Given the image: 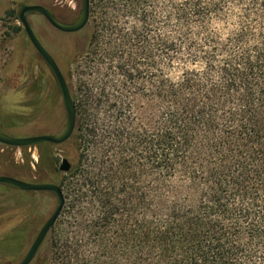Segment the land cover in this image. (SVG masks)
I'll use <instances>...</instances> for the list:
<instances>
[{"label": "trees", "instance_id": "trees-1", "mask_svg": "<svg viewBox=\"0 0 264 264\" xmlns=\"http://www.w3.org/2000/svg\"><path fill=\"white\" fill-rule=\"evenodd\" d=\"M89 2L81 155L44 262L264 264V0Z\"/></svg>", "mask_w": 264, "mask_h": 264}, {"label": "rangeland", "instance_id": "rangeland-1", "mask_svg": "<svg viewBox=\"0 0 264 264\" xmlns=\"http://www.w3.org/2000/svg\"><path fill=\"white\" fill-rule=\"evenodd\" d=\"M33 1L37 0H0V110H3L0 111V123L17 122L16 128L3 132L19 137L49 134L51 130L56 132L66 120V112L56 80L38 54L32 51L28 58L15 54L14 59L11 60V53L21 45H25L26 41L24 34L16 31L19 22L11 18L9 11L13 9L17 13L19 3L30 4ZM39 1L40 4L49 7L59 21L65 23L73 21L81 7L80 0ZM32 23L40 43L52 54L63 75L67 77V84L71 92L75 93L77 105L81 103L76 113L77 120L79 118L80 124L84 127L85 109L81 94L84 91L85 79H88L84 69L92 58L87 44L90 34L88 26L77 34H64L42 19L33 20ZM18 90L22 94L17 97L14 93ZM34 113L39 115L33 118ZM31 149L5 148L0 145V175H17L30 180L39 174L42 180L59 182L61 173L57 168L61 160L66 158L71 164H75L81 155L80 144L75 141L69 144L49 145L41 149L38 165L37 154L34 151L32 157ZM68 181L69 179H66L64 183ZM62 193L65 196L63 191ZM55 206L56 198L52 193L37 192L28 197V193L0 188V245L7 246L9 243L20 249L17 259L11 262L10 256L3 252L5 248H0V264L19 263L35 234H20L18 231L30 229V226L38 221L41 227V223L48 218ZM67 206L68 200L65 199L59 218L31 264L47 263L44 259L48 256L54 235L60 227L57 223L68 216ZM15 226L19 227V230L12 233Z\"/></svg>", "mask_w": 264, "mask_h": 264}, {"label": "water", "instance_id": "water-1", "mask_svg": "<svg viewBox=\"0 0 264 264\" xmlns=\"http://www.w3.org/2000/svg\"><path fill=\"white\" fill-rule=\"evenodd\" d=\"M32 13H40L48 22V24L55 30L64 34H77L81 32L88 24L90 18V2L89 0H81V7L76 19L70 23H63L58 21L46 8L38 5L23 6L18 14L20 23L22 24L24 31L37 52L40 58L50 69L53 74L57 85L59 87L62 102L66 111V120L63 126L54 134L38 135L29 137H13L0 133V145L23 148L35 146L39 143H50L53 145H62L66 143L74 134L77 125V113L75 103L73 101L69 86L66 79L54 60L52 54H50L43 45L38 41L34 32L27 20V16ZM71 169V163L63 158L58 165V171L62 174H67ZM0 184H7L16 187L22 191L33 192H50L56 198V206L50 216L46 219L30 247L19 261L18 264H31L38 250L45 241L50 230L53 228L57 219L59 218L64 205L65 199L61 188L56 184L51 183H29L22 180H18L9 176H0Z\"/></svg>", "mask_w": 264, "mask_h": 264}, {"label": "flooded vegetation", "instance_id": "flooded-vegetation-1", "mask_svg": "<svg viewBox=\"0 0 264 264\" xmlns=\"http://www.w3.org/2000/svg\"><path fill=\"white\" fill-rule=\"evenodd\" d=\"M13 1V0H12ZM81 1V0H80ZM32 5H38V6H42V7H44V8H46L54 17H55V15L53 14V12H51V10H49V7H47V6H45V5H42V4H40V1L39 0H37V1H33L32 3H30V4H23V3H19V5H18V10H17V13L13 10V9H10V11H9V15L11 16V18H14V20L15 21H17V22H19V26L18 27H16V31L17 32H19V33H23L24 34V37H25V41H26V44L25 45H21L17 50H15V51H13L12 53H11V60H13L14 59V55L16 54V55H19L20 57H25V58H28V55H29V53H31L32 51L34 52L35 51V49L33 48V46L31 45V43H30V41H29V39H28V37H27V35H26V33H25V31H24V28H23V26H22V24L20 23V21H19V18H18V14H19V11H20V9L23 7V6H32ZM78 16V15H77ZM56 19H57V17H55ZM40 19H42V20H44L47 24H48V22L46 21V19L40 14V13H32V14H30L29 16H27V20H28V22H29V24H30V26H31V28H32V30H33V32H34V35L36 36V38L38 39L39 38V36L38 35H36V33H35V30H34V28H33V23H32V21L33 20H40ZM76 19V18H75ZM75 19H73V21L75 20ZM58 20V19H57ZM59 21V20H58ZM61 22V21H60ZM72 22V21H71ZM63 23H65V22H63ZM70 23V22H69ZM38 41H39V39H38ZM40 42V41H39ZM36 52V51H35ZM49 52V51H48ZM37 53V52H36ZM50 53V52H49ZM39 56V55H38ZM40 57V56H39ZM45 63V62H44ZM48 67V66H47ZM57 83V82H56ZM58 86V85H57ZM58 89H59V87H58ZM20 90H18V91H16L14 94L18 97V96H20L22 93H20L19 92ZM14 94H12V95H14ZM59 94L61 95V93H60V90H59ZM62 99V98H61ZM64 106V105H63ZM38 108V107H37ZM65 109V108H64ZM21 110H23V109H21ZM0 111H3V110H0ZM66 112V111H65ZM40 113V112H39ZM39 115V114H38ZM38 115H35V113H34V117L33 118H35V117H37ZM18 126V123L16 122V123H13V121L9 124V122L8 123H0V133H4V134H6V135H8L7 133H5V132H3V130L4 131H7V129H13V128H16ZM57 132V131H56ZM55 132H52V130H51V133H49V134H54ZM38 135H40V134H37V135H34V136H38ZM43 135H48V134H43ZM9 136H13V135H9ZM13 137H19V136H13ZM22 137H29V136H22ZM44 144H47V145H52V146H54L53 144H50V143H39V144H37V145H35V146H31V147H28L29 148V150L31 149L32 150V152H31V156L32 157H34L33 156V154H34V151L36 152V154H37V164L39 165L40 164V152H41V149L43 148V146H44ZM1 146H3V145H1ZM3 147H5V148H13V147H7V146H3ZM57 170H58V168H57ZM59 172V171H58ZM60 173V172H59ZM62 174V173H61ZM0 176H6V175H0ZM10 177V176H9ZM22 181H25V182H29V183H36V184H40V183H51V184H56V185H58V182H52V181H45V180H42V179H40V175L38 174L37 175V177H35L34 179H25V180H22ZM4 185H7V184H4ZM10 189H14V190H16V191H18V192H21V193H28V197H29V195L30 194H32V193H37V192H33V191H22V190H20V189H18V188H16V187H13V186H11V185H7ZM40 193H42V192H40ZM44 193V192H43ZM46 193H50V192H46ZM50 216V215H49ZM48 216V217H49ZM46 221V220H45ZM44 221V222H45ZM27 222H29V221H27ZM44 222L43 223H41V227H42V225L44 224ZM26 226H30V225H26ZM40 221H38V222H36V224H33V225H31L30 226V229H24V234H26L27 233V235H29V234H35V236H34V238L36 237V235H37V233L39 232V230H40ZM31 237H32V235H31ZM34 238H33V240H34ZM33 242V241H32ZM31 245V244H30ZM30 247V246H29ZM38 253V252H37ZM36 257V256H35ZM35 257H34V259H35ZM13 259H14V257H13ZM15 259H17V258H15ZM15 259L12 261V258H11V262H14L15 261ZM33 259V260H34Z\"/></svg>", "mask_w": 264, "mask_h": 264}]
</instances>
